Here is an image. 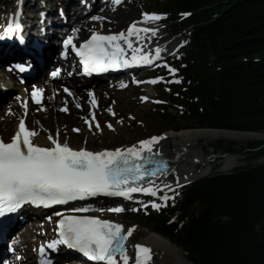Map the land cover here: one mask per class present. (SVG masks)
Here are the masks:
<instances>
[{"label":"trees","instance_id":"16d2710c","mask_svg":"<svg viewBox=\"0 0 264 264\" xmlns=\"http://www.w3.org/2000/svg\"><path fill=\"white\" fill-rule=\"evenodd\" d=\"M189 47L176 59L183 111L194 127L264 131V0H158ZM187 12L185 18L178 15ZM166 113V112H165ZM168 125L176 117L166 113ZM214 150L251 159L264 140L216 141ZM147 223L192 264H264V161L201 177ZM178 212L174 219L171 216Z\"/></svg>","mask_w":264,"mask_h":264},{"label":"snow or ice","instance_id":"6c2138e0","mask_svg":"<svg viewBox=\"0 0 264 264\" xmlns=\"http://www.w3.org/2000/svg\"><path fill=\"white\" fill-rule=\"evenodd\" d=\"M122 0H113L115 5H120ZM20 15L19 12L16 13ZM43 15V13H41ZM142 15V23L156 22L161 20L165 13H147ZM183 16L189 13H182ZM93 21H102L105 17L94 15L90 17ZM141 22L134 21L126 31L103 34L92 31L91 35L82 43L77 44L75 36L80 29L72 30V35L63 39L62 44L67 56V50L79 58L85 74L102 73L109 69H121L133 65H151L154 60L160 58L162 49L157 46L155 54L144 51L140 46L134 44L149 39V35L156 36L158 28L141 27ZM20 24L12 22L4 31V36H9L14 30L18 31ZM4 36H0L3 39ZM22 39V38H21ZM130 51V55L128 54ZM22 71L24 65L18 66ZM173 75L178 69L165 64ZM60 69L51 73L53 77L58 76ZM71 75V73H69ZM162 77H156L148 81L155 84ZM141 83V81H134ZM175 82L179 83V80ZM126 85L121 83L120 87ZM64 91L72 95L70 89ZM43 88L33 87L31 98L36 104L41 103ZM89 103L94 108L98 106L95 94L89 91ZM142 99L147 100L145 96ZM158 103L160 101H157ZM77 107L81 105L77 104ZM25 117L27 105L24 104ZM67 112V107L61 109ZM113 115L111 109H108ZM91 121L95 127L100 128L95 114H91ZM89 128L92 122L85 118ZM111 129L113 126L108 124ZM79 131V129H73ZM39 133L30 129L25 118L18 122L17 130L7 142L0 138V217L8 213H15L25 204L34 206L51 207L57 204H66L69 201L95 197L98 195L108 197L132 198L133 193H149L155 196L156 190L152 185V179L158 173L165 171L167 163L157 160L159 152H154V147L162 140L163 136L153 135L147 139L138 141L129 147L104 149L101 151H90L86 148L74 149L67 141L61 143L59 130L55 137L49 133L47 136L51 146H42L34 142ZM147 179L149 186H144ZM165 187H168L165 185ZM161 199L163 205L150 201L151 207L159 211L167 206V201L174 197L164 195ZM141 207L147 209V204ZM100 211H111L115 213L124 212L125 208L115 207L99 209ZM139 209H132L138 211ZM89 208L73 209L70 214L56 212L55 232L57 238L39 246L42 256L41 264H52V261L43 258L46 248L58 251L60 246L74 250L93 264H149L152 258V250L149 246L134 244V257L128 252L129 238L133 235L136 226L125 228L119 222L102 219L94 215H77L73 213H87ZM52 220V217H47Z\"/></svg>","mask_w":264,"mask_h":264},{"label":"bare ground","instance_id":"6f19581e","mask_svg":"<svg viewBox=\"0 0 264 264\" xmlns=\"http://www.w3.org/2000/svg\"><path fill=\"white\" fill-rule=\"evenodd\" d=\"M9 1L12 2L13 0H9ZM19 1L20 3L18 4ZM86 1L87 0H82V1L17 0V2L13 5V7H15L16 9L20 6V9H22L18 18V22L20 24L24 23L25 16L26 18H33L36 20V22H38L42 16L41 13L45 14L42 20L43 19L45 20V18L46 20L49 19L51 23L49 29L51 32V38L53 39L59 36L57 32V28H60L58 27L59 25L58 23H67L68 21L69 24L70 21L68 19L74 17L75 21H74L73 29L75 28L80 29V32L76 34L75 39L78 38L81 39L82 35L87 32L86 30L90 27L95 28L96 23L98 22L91 20L88 15L95 8H99V11H95L94 13L95 15L105 17L110 22L111 20L113 22V19L111 18L112 16H110V14L115 11L113 6H111L113 4L109 0H105L104 2H101V0H95L96 6H91L87 8L83 13L79 11V14H76L77 9L82 8V6L85 5ZM45 2H49V4L47 3L48 4L47 5ZM44 4L46 5L44 6ZM56 6L59 7V9L62 10V12L64 13L60 19H57L56 18L57 15L54 14L55 9L57 8ZM23 9L25 11H23ZM14 15L15 13H12L11 16L7 14L6 18L9 16V18L13 19ZM145 25L154 27V25L151 23L150 25L149 23ZM125 29H127V27H125L123 30L125 31ZM72 30L70 27L68 28L67 36L73 34ZM92 31H100V29L99 30L93 29ZM148 35H149V39L145 40L146 43L136 42L135 38H132L134 44L145 48L147 52L154 50L157 46H159L161 49L165 48V45L160 42L154 43L153 39H155L156 36L152 37L150 34ZM56 49L57 47L54 46L51 50L48 51L46 49L43 52L42 58L46 62H44L43 65L44 71L42 72L43 74L41 75L42 78L35 80V82L32 83L31 85H26V84L21 85L17 83V85H15L14 88L18 89L19 93L16 94V96L11 97L9 101L4 104L3 102L5 101V99L12 93V91L9 90V88L12 86L10 84V81L13 80V77H12V72L1 73L0 71V86H5V88H7L5 89L4 93H1L2 95H0V137H7L11 133H13V131L16 128V122L19 120V118L25 116L24 103L28 104V105L26 104L27 124L30 129H35L39 133V135L35 137L34 142L41 145H45V144L49 145V141L47 139V136L49 134L46 132H53L55 130L56 131L59 130V135L64 136L65 132H68V130L66 129L68 125L70 124L74 125L78 127V129L79 127L82 126L81 124L83 119L81 118V116L86 114L85 103L86 101L89 102V95H88L89 91L94 92L96 100L98 102V106L92 108L95 111L96 121L99 122L100 126L103 125V122L104 123L108 122L105 116L106 114L109 116L110 113L107 111V106H110L111 104L107 105V102L111 99L119 98V96L121 95L123 96V98L125 97L124 96L125 90L123 89H125L126 87H120V85L117 84L107 85V84L98 83V84L90 85L84 81H82L81 83L80 80H78V78H76L74 75L73 72L74 65L70 60H66L65 62H60L61 65L58 68V65L55 63V60L58 59L56 58L55 55ZM13 56H15V53L11 51L6 55L1 56L2 57L1 60L5 61V66L14 62L11 59ZM57 69H60V73L58 76L53 77L51 75V77L46 76L45 78V74L49 75L52 72V70L55 71ZM69 73H71V75H69ZM83 83H86V86L83 85ZM33 87H39L44 89L41 103L38 106L33 105L32 102H30V100L26 98L28 92H31L29 90L31 89L33 90ZM65 87L70 89L72 95L68 96L65 93H63ZM77 104L81 105V107H77ZM88 104L90 105V103ZM64 107H67L68 109L67 112L61 110ZM104 131L107 132V130ZM170 133H171V137H173L175 141L172 143H168L167 145L163 143H162L163 145L160 146L156 145L154 149L158 150L159 152H164L165 157L172 159L171 160L172 165L169 171H167L163 176L154 179L152 183L153 186L156 185L159 186V184H166L167 186H170L171 184H174L178 181H183L191 178L190 174L192 172L191 170L192 168L191 165H189L187 159L192 157H198L199 159V154L188 148L190 141L191 142L196 141L201 137H206V138L223 137L227 139L229 138L252 139V138L263 137L262 135H260V133H250V132L241 133L229 129H214V128H196V129L187 128L178 131H171L169 132V134ZM88 138L89 140H91L90 137ZM79 147H75V148H79ZM124 147H126V145H124L122 148ZM236 160H238L237 156H231L230 158H227V161L225 163L226 167L223 168H228V167L233 168L235 167L233 166V164H238V163H239L238 165H241V162L239 160L238 161ZM192 174L193 176L195 175L193 172ZM115 216L116 217L114 218V221L121 222L120 220H118L117 215ZM39 225L41 226L42 224ZM39 225L36 223V221L23 222V226L21 227V229L17 231L15 235L16 239H18L16 244H14L17 250L16 253L24 254V257L29 258V262L31 264H34L31 261L32 257H30L31 248L32 245L36 242L34 241V239L31 238V234L39 230L38 229ZM123 225L125 226V228L131 227L130 225H126V224ZM136 243L147 245L151 248L152 251H159V257L161 259L167 258L169 261H171L170 260L171 257L175 258L176 260L174 264L189 263L184 258V254L178 246H173V244L167 238L152 231L151 229L148 230V228H143L141 226H137L135 228V231L133 232V235L129 238V242H128V251L130 252V255H132L133 257H134V250L132 246ZM68 264H76V262L70 261L68 262Z\"/></svg>","mask_w":264,"mask_h":264},{"label":"rangeland","instance_id":"374dc122","mask_svg":"<svg viewBox=\"0 0 264 264\" xmlns=\"http://www.w3.org/2000/svg\"><path fill=\"white\" fill-rule=\"evenodd\" d=\"M6 0H0V10H2L3 6H4V2ZM229 4L234 2V0H228ZM236 1V0H235ZM130 9V10H129ZM145 11V12H149L152 13L156 10V5L153 4V1H149V0H125L122 7L119 8L117 10V12L115 13L112 12L110 14V16L114 17L113 22L111 20L110 25H106L104 26L105 29H117L119 27L124 26V24L126 23L127 20H129L130 18L133 17H137L138 16V12L140 13V11ZM1 12V11H0ZM0 19H1V14H0ZM156 26L159 28H162V31H158V35L161 36L160 40H155L157 42L160 41V43L164 44L165 47H167V50L170 51L171 47L173 45H183V40L181 39L182 37L180 35H174V36H170L167 29L165 28V25H162L161 23H156ZM153 37V36H152ZM166 49V48H165ZM167 52V51H166ZM260 56H262V59L264 58V54H254L251 55L250 59H256V58H260ZM159 72H161V69L159 70ZM147 74L149 73H143L140 78H144V76H147ZM139 78V79H140ZM141 80V79H140ZM159 84L163 82V80L158 81ZM12 90V95H10V97L15 96L19 90L15 89V88H11ZM125 93V97L123 98V96H119V98H114L111 99L107 102V108H110L112 110H115V115H116V119L115 122L113 123V125H119L122 128H120L119 126H115V131H112L110 129H106L104 127H101L104 130H107V132H105L104 130L102 131L101 128L97 129L94 128V130L91 131V133H86L85 132L81 133V134H73L71 133L72 128L74 125H68L67 126V130L68 132H65V136L63 137L64 139L68 138V135L66 133H71L70 136V144L79 147L78 145L83 144L88 148L91 149H98L97 147H113V146H117V145H126V144H132L133 142H135L137 139H140L142 137L145 138V136H149V135H165L164 137V144L167 145L168 143H172L175 141L174 138L171 137V133L169 134V132H171V130L166 127V125H164V119L161 116V112L158 109H154L153 107H155V100L158 96H162V97H172L173 95L171 94L169 89L164 90L162 85H155V88H152L151 83H149L148 81H143L141 83H138L136 86L134 85H129L128 89H126L124 91ZM123 94V93H122ZM147 96L148 99L144 100L142 99L143 97ZM9 97V99H10ZM27 97H29V94L27 95ZM9 99L7 100V102L9 101ZM117 104H116V103ZM6 103V102H5ZM116 104V105H115ZM177 109H173L170 108L169 113H171L172 115H176ZM179 110V109H178ZM106 120L107 121H112L113 117H110V115L108 116L106 114ZM178 119V124L188 127L191 126V121L190 119H188L187 117H184L183 115H179ZM105 120V121H106ZM104 124V122H103ZM81 128H83L81 126ZM119 128V129H117ZM78 129V127H77ZM190 129H196L194 127H191ZM102 131V132H101ZM94 133H97L95 136H92ZM260 135H262L263 137L260 138H241V139H235V138H223V137H217V138H206V137H201L196 141L193 142H189V147L191 150L197 152L199 154V159L198 157H192V158H197V167L193 166V172L194 174L196 173H201L202 171L206 174L209 173L210 167L213 166L214 164L218 163V161H222L221 166L223 165V163H226V160H224V156L222 155L221 158L219 159H215L214 162L211 161V165H206L204 159L206 158V154L209 153L212 148L210 147L216 140L218 139H222L225 141H234L237 145H243L244 143H246L247 141H251V140H263L264 139V131L263 132H259ZM51 134L53 135V132H51ZM91 138V140H89V138ZM88 138V139H87ZM87 139V140H86ZM81 146V145H80ZM201 157V158H200ZM189 161V163L191 164L193 161L191 158L187 159ZM195 160V159H194ZM264 160V157L261 156L258 159H254L253 161H251V163H258ZM238 161V160H236ZM232 162V161H230ZM229 162V163H230ZM239 164V163H238ZM238 164H233V166H236ZM226 167V166H224ZM219 168V170H220ZM191 169V170H192ZM205 175V174H204ZM193 174L191 172L190 177H192ZM135 208V207H134ZM131 208L129 210H125V212L120 213L119 216H117V218L119 220H121L124 224L126 225H136V223H138L141 227L146 228L149 223H146L147 221L144 220L145 216L147 215L146 213L151 211V210H145L142 209L139 212H135L132 211ZM140 208H143L140 206ZM137 209V208H136ZM153 212V211H152ZM145 223V225H143ZM138 226V225H137ZM150 226V225H149ZM153 256L152 260L150 261V264H174L175 263V258L171 257V261H169L167 258L166 259H161L159 257V251H153ZM182 253V252H181ZM189 264V263H188Z\"/></svg>","mask_w":264,"mask_h":264}]
</instances>
